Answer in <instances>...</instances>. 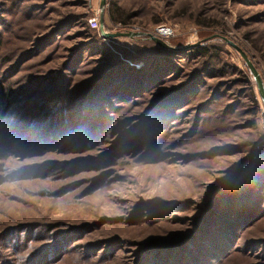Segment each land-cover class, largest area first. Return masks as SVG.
<instances>
[{
	"label": "rangeland",
	"instance_id": "rangeland-1",
	"mask_svg": "<svg viewBox=\"0 0 264 264\" xmlns=\"http://www.w3.org/2000/svg\"><path fill=\"white\" fill-rule=\"evenodd\" d=\"M0 98V264H264V0H0Z\"/></svg>",
	"mask_w": 264,
	"mask_h": 264
},
{
	"label": "water",
	"instance_id": "water-1",
	"mask_svg": "<svg viewBox=\"0 0 264 264\" xmlns=\"http://www.w3.org/2000/svg\"><path fill=\"white\" fill-rule=\"evenodd\" d=\"M100 31L101 34L104 38H110V39H114V38H118V37H134L137 35V33H132V32H105L104 31V22H103V18L100 19ZM150 38L152 40H154L156 43H158L159 45L165 46V42L164 40L155 37L153 35H149ZM238 49V48H237ZM238 51L241 53L242 57L244 58V60L246 61L248 67L250 68L252 74L256 77L258 84L260 85V81L258 78V75L256 73L255 68L253 67L252 63L250 62V60L247 58V56L245 55V53L242 52V50L238 49Z\"/></svg>",
	"mask_w": 264,
	"mask_h": 264
},
{
	"label": "built area",
	"instance_id": "built-area-1",
	"mask_svg": "<svg viewBox=\"0 0 264 264\" xmlns=\"http://www.w3.org/2000/svg\"><path fill=\"white\" fill-rule=\"evenodd\" d=\"M153 35L165 41L175 35V29L171 25L160 24L154 29Z\"/></svg>",
	"mask_w": 264,
	"mask_h": 264
},
{
	"label": "trees",
	"instance_id": "trees-1",
	"mask_svg": "<svg viewBox=\"0 0 264 264\" xmlns=\"http://www.w3.org/2000/svg\"><path fill=\"white\" fill-rule=\"evenodd\" d=\"M1 99V98H0ZM0 104H1V102H0ZM0 112H4V110H2L1 108H0ZM3 116V115H2ZM68 125V124H67ZM65 126V125H64ZM61 130H63L64 131V128L63 129H61ZM58 134H60V133H57L56 134V136H58ZM32 140V139H31ZM55 142H58V139H57V141H55ZM66 144V143H65ZM175 256V255H174ZM184 257V256H183ZM184 263L185 262H187V264H188V261H183Z\"/></svg>",
	"mask_w": 264,
	"mask_h": 264
}]
</instances>
